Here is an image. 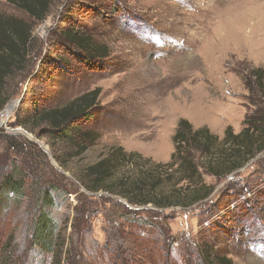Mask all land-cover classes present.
Returning <instances> with one entry per match:
<instances>
[{"label": "rangeland", "instance_id": "374dc122", "mask_svg": "<svg viewBox=\"0 0 264 264\" xmlns=\"http://www.w3.org/2000/svg\"><path fill=\"white\" fill-rule=\"evenodd\" d=\"M0 13L25 17L5 0ZM65 29L107 53L82 63L85 52L62 38ZM33 35L28 67L8 80L0 107V184L14 167L26 179L22 194L0 193V264H205L203 257L213 263L216 255L264 264V151L222 179L203 174L214 190L188 207L132 204L84 187L86 166L113 146L168 161L179 118L216 134L264 113L248 76L264 67V0H57ZM96 88L90 118L78 125L94 140L78 156L68 149L55 159L48 136L26 124L42 108ZM136 170L121 167L112 180L127 175L130 182ZM171 186L163 181L151 197ZM46 192L53 200L45 207L54 224L49 251L31 238Z\"/></svg>", "mask_w": 264, "mask_h": 264}, {"label": "trees", "instance_id": "16d2710c", "mask_svg": "<svg viewBox=\"0 0 264 264\" xmlns=\"http://www.w3.org/2000/svg\"><path fill=\"white\" fill-rule=\"evenodd\" d=\"M5 1L25 17L0 13V107L7 101L4 94L8 80L26 71L28 67V59L35 44V24L46 19L57 0ZM61 36L76 49L85 52L84 57L79 60L86 65H90L95 57H104L107 53L102 45L94 43L90 37L81 33L65 29ZM248 76L253 79L254 91L264 101V67L250 69ZM99 92L100 89L96 88L62 106L42 108L32 117L31 125L26 126L31 130L41 128V132L48 136L55 159L59 160L62 151L68 155V149L73 150L69 157L78 156L94 140L89 131L79 129L78 125L90 118ZM171 141L173 151L169 160L164 163H152L150 158L143 157L136 151H126L119 145L111 147L106 155L86 166L85 189L91 192L105 189L132 204L150 202L162 208L191 206L207 199L214 190L213 185L203 181V174L222 179L264 151V113L254 111L246 116L238 133L230 125L226 126L221 139L207 126L194 128L189 120L179 118ZM129 166L132 171L139 168L130 182L127 175L112 180L115 171ZM163 181L171 183V191L166 195L151 197L152 192ZM25 183V176L14 167L3 176L0 193L18 196L22 194ZM42 200L44 206L39 209L32 222L31 238L38 248L49 251L54 240V224L45 207L51 205L53 200L49 192L43 193ZM212 260L213 263L210 258L203 257L205 264H233L222 255H216Z\"/></svg>", "mask_w": 264, "mask_h": 264}, {"label": "water", "instance_id": "95a60500", "mask_svg": "<svg viewBox=\"0 0 264 264\" xmlns=\"http://www.w3.org/2000/svg\"><path fill=\"white\" fill-rule=\"evenodd\" d=\"M10 107H12V105H10ZM11 131H12V133H17V134H23V135L27 134V132L22 130L21 128L11 129ZM35 141L38 143V145H40L47 152L46 147H44L39 141H37V140H35Z\"/></svg>", "mask_w": 264, "mask_h": 264}, {"label": "crops", "instance_id": "0c3cea01", "mask_svg": "<svg viewBox=\"0 0 264 264\" xmlns=\"http://www.w3.org/2000/svg\"><path fill=\"white\" fill-rule=\"evenodd\" d=\"M226 128V127H225ZM225 128L224 129H220L219 131H217L216 132V135L217 136H219L220 138H222L223 137V134H224V130H225ZM242 129V127H236V129H234V132L235 133H238L240 130Z\"/></svg>", "mask_w": 264, "mask_h": 264}, {"label": "bare ground", "instance_id": "6f19581e", "mask_svg": "<svg viewBox=\"0 0 264 264\" xmlns=\"http://www.w3.org/2000/svg\"><path fill=\"white\" fill-rule=\"evenodd\" d=\"M10 108H12V107H10ZM2 120H3V119H2ZM3 122H4V121H3ZM20 135H21V134H20ZM26 136L29 137L30 139L32 138V136H30V135H28V134H27Z\"/></svg>", "mask_w": 264, "mask_h": 264}, {"label": "built area", "instance_id": "2783aa9c", "mask_svg": "<svg viewBox=\"0 0 264 264\" xmlns=\"http://www.w3.org/2000/svg\"><path fill=\"white\" fill-rule=\"evenodd\" d=\"M2 113H8V109L6 108V109H5V111H4V112H2Z\"/></svg>", "mask_w": 264, "mask_h": 264}]
</instances>
